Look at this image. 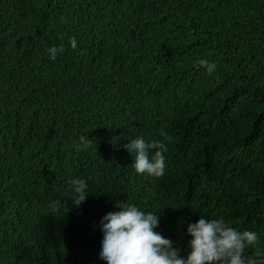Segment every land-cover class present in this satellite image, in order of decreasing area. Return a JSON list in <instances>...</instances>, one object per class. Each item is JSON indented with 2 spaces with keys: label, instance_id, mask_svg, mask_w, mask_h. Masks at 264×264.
Segmentation results:
<instances>
[{
  "label": "trees",
  "instance_id": "16d2710c",
  "mask_svg": "<svg viewBox=\"0 0 264 264\" xmlns=\"http://www.w3.org/2000/svg\"><path fill=\"white\" fill-rule=\"evenodd\" d=\"M136 137L164 141L162 176L129 167ZM119 203L156 212L183 256L201 216L256 231L264 256V0H0V264H105Z\"/></svg>",
  "mask_w": 264,
  "mask_h": 264
},
{
  "label": "clouds",
  "instance_id": "9594fccd",
  "mask_svg": "<svg viewBox=\"0 0 264 264\" xmlns=\"http://www.w3.org/2000/svg\"><path fill=\"white\" fill-rule=\"evenodd\" d=\"M69 43L73 49L78 47L75 36L71 37ZM63 49V44H53L46 52L55 60ZM84 51L81 50V54ZM198 64L209 73L217 68L216 62L207 58L199 59ZM92 144L93 139L83 134L74 142L77 150L87 149ZM123 147L131 154L129 167L135 172L150 176L164 174V153L167 150L164 141H148L143 137H136ZM85 176L92 184L107 182L96 162L85 169ZM87 181L80 177H73L68 181L73 193L72 201L76 206L87 200L90 191ZM49 206L57 210L63 204L60 200H51ZM159 224L160 217L156 212L144 211L136 204H117L116 210L108 212L100 221L103 232L100 258L105 264H264V256L246 253V249L258 240L257 232L238 230L222 217L210 219L201 216L198 221L188 224L187 232L191 239L187 256L181 255L174 242L156 230Z\"/></svg>",
  "mask_w": 264,
  "mask_h": 264
}]
</instances>
